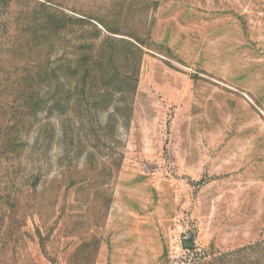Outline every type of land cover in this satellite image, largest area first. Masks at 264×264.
<instances>
[{"label":"rangeland","instance_id":"rangeland-1","mask_svg":"<svg viewBox=\"0 0 264 264\" xmlns=\"http://www.w3.org/2000/svg\"><path fill=\"white\" fill-rule=\"evenodd\" d=\"M0 264H264V0H0Z\"/></svg>","mask_w":264,"mask_h":264}]
</instances>
